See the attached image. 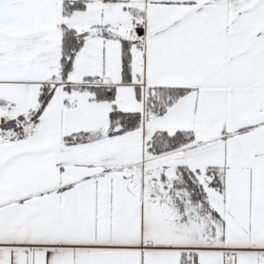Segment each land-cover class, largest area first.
Wrapping results in <instances>:
<instances>
[{
  "label": "snow or ice",
  "instance_id": "snow-or-ice-1",
  "mask_svg": "<svg viewBox=\"0 0 264 264\" xmlns=\"http://www.w3.org/2000/svg\"><path fill=\"white\" fill-rule=\"evenodd\" d=\"M0 264H264V0H0Z\"/></svg>",
  "mask_w": 264,
  "mask_h": 264
}]
</instances>
